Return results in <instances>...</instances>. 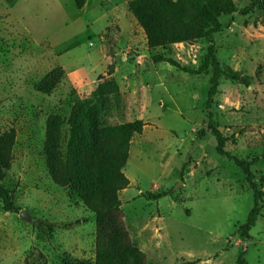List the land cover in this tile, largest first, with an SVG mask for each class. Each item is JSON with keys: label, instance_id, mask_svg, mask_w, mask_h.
I'll use <instances>...</instances> for the list:
<instances>
[{"label": "rangeland", "instance_id": "obj_1", "mask_svg": "<svg viewBox=\"0 0 264 264\" xmlns=\"http://www.w3.org/2000/svg\"><path fill=\"white\" fill-rule=\"evenodd\" d=\"M127 1L83 0L78 7L74 0H0V133L16 131L4 184L17 207L8 212L0 202V264L94 262V216L52 182L41 155L46 116L66 118L71 103L89 90L65 74L49 95L32 85L55 66L101 72L102 54L116 58L113 70L120 63L113 77L120 89L108 122L145 123L123 168L130 199L122 200L121 209L133 243L151 264H236L242 250L247 264H264V196L249 238L239 237L236 229L253 205L252 191L242 171L216 153L208 129L218 128L227 138L224 149L238 158L261 156L250 169L264 190V24L259 23L264 13L256 8L246 16H221L216 59L221 67L248 75L250 84L220 76L206 109L210 68L192 75L153 63L151 56L161 53L196 68L207 43L149 49ZM233 1L238 8L249 3ZM110 8L121 15V28ZM153 73L160 79L153 80ZM163 191L168 195L159 203L141 195Z\"/></svg>", "mask_w": 264, "mask_h": 264}, {"label": "trees", "instance_id": "obj_2", "mask_svg": "<svg viewBox=\"0 0 264 264\" xmlns=\"http://www.w3.org/2000/svg\"><path fill=\"white\" fill-rule=\"evenodd\" d=\"M238 8L233 0H128L127 9L143 30L149 49L167 48L172 44H193L199 40L207 43L206 53L196 67L182 65L171 56L154 54L153 63H167L176 70L192 75L211 69L209 88L205 101L206 109L217 92L220 76L245 86L250 77L230 67H221L215 55L214 35L220 31L221 16L232 13L246 16L256 8L264 13V0H248ZM78 7L83 0H74ZM264 24V19L259 22ZM244 25L247 22L244 21ZM253 25H257L254 21ZM112 73V66L107 74ZM64 70L55 66L48 70L32 87L35 91L49 95L62 81ZM94 89L86 96L76 98L64 118L59 113H49L45 118L41 155L44 168L52 182L69 190L94 216V262L93 264H151L145 253L137 247L129 234L119 200V192L129 185L123 167L129 156L131 139L141 134L144 122L141 119L110 124L107 112L113 107L112 97L119 87L113 78L98 77ZM210 117V113L207 114ZM215 139L218 155L231 160L243 173L252 191L253 205L246 220L239 224L236 232L241 238H249V230L259 216V203L264 196L254 180L250 169L251 160L238 158L224 149L227 138L209 125ZM203 129L198 131L201 136ZM16 131L9 128L0 133V202L3 209L15 212L13 190L4 184L6 172L14 159ZM264 157V156H263ZM182 175V172H181ZM263 178V177H262ZM147 200L158 201L168 195L167 191L141 193ZM236 264H247L244 251H240Z\"/></svg>", "mask_w": 264, "mask_h": 264}, {"label": "crops", "instance_id": "obj_3", "mask_svg": "<svg viewBox=\"0 0 264 264\" xmlns=\"http://www.w3.org/2000/svg\"><path fill=\"white\" fill-rule=\"evenodd\" d=\"M116 0H108L107 4L108 5H111V4H114ZM115 5V4H114ZM109 14L111 15V19L114 23H116L118 25V27H122L121 23L123 24V20H122V17L120 14L117 13L116 9L115 8H110L109 9ZM128 14H130L128 11H126ZM104 16V14H102ZM131 15V14H130ZM105 17V16H104ZM109 23V22H107ZM106 23V24H107ZM103 58H104V61H105V64L104 66L102 67V71H98V72H95L93 75H91L90 71L89 70H85L84 68L83 69H69L68 71L66 69H63L64 70V74L66 76V78L68 80H71L73 85L75 86H78L80 88H85V89H88L89 90V93L94 89L95 87V84L98 80V77L102 74H105L104 71H107V68L109 65H112L111 63V58L112 57H107L106 56L104 57V54H102ZM115 57L112 58L113 61H115ZM110 63V64H109ZM119 65L120 63H116L115 67H114V70L112 69V73L111 74H105V78H113L115 77L116 78V75L118 76V71H119ZM71 72H74L72 75H71ZM68 74V75H67ZM153 80L157 81L160 79V76L161 74H158V73H153ZM164 79V76L162 75V77ZM120 84V83H119ZM118 87H120L118 85ZM120 89V88H119ZM132 121V120H131ZM127 122V121H126ZM121 123V122H119ZM145 126V125H144ZM144 128V127H143ZM143 131V130H142ZM140 134H134L132 139H131V143H130V148H129V156L128 158L130 157V154H131V149H132V141H133V138L135 136H139ZM128 160V159H127ZM127 162V161H126ZM125 166V165H124ZM124 168V167H123ZM127 177V176H126ZM128 178V177H127ZM129 179V178H128ZM183 183V182H182ZM130 186V180H129V185L128 187ZM128 187H126L125 189L121 190L119 192V200L120 202L122 203V200L123 201H126L127 199H130V195L128 194ZM165 198V197H164ZM163 199V198H161ZM159 199L156 203H159V201L161 200ZM171 199V198H170Z\"/></svg>", "mask_w": 264, "mask_h": 264}, {"label": "water", "instance_id": "obj_4", "mask_svg": "<svg viewBox=\"0 0 264 264\" xmlns=\"http://www.w3.org/2000/svg\"><path fill=\"white\" fill-rule=\"evenodd\" d=\"M141 61V59H140V57H138L137 58V62H140ZM182 185V182L181 181H179V182H177V184L174 186V190H176L178 187H180Z\"/></svg>", "mask_w": 264, "mask_h": 264}]
</instances>
